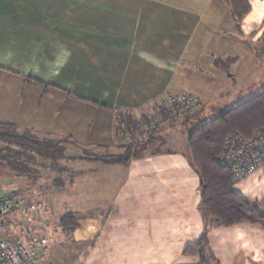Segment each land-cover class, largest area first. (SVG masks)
Instances as JSON below:
<instances>
[{
	"label": "crops",
	"instance_id": "obj_1",
	"mask_svg": "<svg viewBox=\"0 0 264 264\" xmlns=\"http://www.w3.org/2000/svg\"><path fill=\"white\" fill-rule=\"evenodd\" d=\"M248 1L252 21L240 28L225 0H0V70L58 92L72 104L59 115L60 128L97 132L86 136L84 148L110 153L98 157H118L125 147L116 141L127 118L146 124L161 113L165 97L176 93L196 97L203 109L211 98L204 81L221 78L231 65L238 69L234 52L221 47L216 59L201 60L209 72L197 75L194 62L183 72L193 55L192 40L208 33L201 28L222 24L218 36H226L232 47L248 40L253 60L247 66L253 77L264 72L251 45V36L264 32L258 30L264 27V0ZM250 25L255 27L242 29ZM179 119L156 131L127 164L71 159L62 162L64 170L50 173L43 189H31L29 194L47 195L54 214L48 256L54 249L59 254V245L72 249L71 258L60 257L56 264H200L198 256L184 251L202 236L206 264H264L261 225L204 227L200 180L187 150L197 119ZM64 140L74 143L70 136ZM253 180L244 179L234 191L264 214V166L256 174L258 185ZM66 214L76 225L69 238L59 226ZM77 231L84 235L77 237Z\"/></svg>",
	"mask_w": 264,
	"mask_h": 264
},
{
	"label": "rangeland",
	"instance_id": "obj_2",
	"mask_svg": "<svg viewBox=\"0 0 264 264\" xmlns=\"http://www.w3.org/2000/svg\"><path fill=\"white\" fill-rule=\"evenodd\" d=\"M259 0H255L257 3ZM251 12V10H250ZM250 12L242 19L241 23L239 24V27L244 24H248V21H252L249 18ZM247 17V18H246ZM263 18H260L261 22H264V14L262 16ZM243 22V23H242ZM257 25L260 26L262 24ZM214 27L208 28L210 26H206L205 29L201 28V30H208V33L205 36H196L194 40H192V47L193 52L192 56L190 54L186 58L184 63V69L183 72L189 71L186 69L188 67L189 62H194V64L197 66L194 72L198 75V71L200 74L207 73L211 69H208L204 67L201 64V60L208 59L211 55L215 56L216 59V52L218 49L223 47L227 51L234 52L235 56H237V63L239 62V66L237 65L238 69H234L233 65H231V68L225 71V73L222 75L221 78H213L210 81H204L205 86H209L207 89V95L210 94L211 98L208 100H205V108L201 109L202 103L200 102V109L199 111L194 114L193 116L187 118H180L179 120L185 121V120H195L191 127L196 129L203 124L213 120L214 118L220 116L227 110L243 103L244 101L248 100V96H252L254 92L255 94H259L264 90V72H261V75L257 77H253L254 70L249 68L247 66L248 61L251 59L253 60L252 52L248 51L249 49V41L245 40L244 43H234V47L230 46L233 45V43H228L227 37H220V29L223 30L222 24H213ZM255 26L250 25L249 27L245 28L242 27V29H253ZM261 27V26H260ZM259 27V28H260ZM249 29V30H250ZM258 30H264V27L262 26ZM257 39L254 36H251V41H254V44L251 45L255 47L254 50V61H256L258 64L260 62L264 63V52L256 51L260 50L264 47V32L259 34V36H256ZM226 41V42H225ZM225 42V43H220ZM242 45V46H241ZM248 45V47H247ZM252 47V48H253ZM248 48V49H247ZM245 49V50H244ZM190 56V58H189ZM196 56V58H195ZM257 70V68H255ZM260 70H264L261 68ZM48 73H53V69H48ZM257 71V73H259ZM34 73H36V70L34 69ZM237 73V76L235 78H231V74ZM192 74V73H191ZM194 74V73H193ZM192 74V75H193ZM53 76V75H51ZM209 79V77H205ZM204 78V79H205ZM247 84V85H246ZM247 87L244 89V87ZM43 87L46 88L45 85L31 82L30 77L20 78L13 75H10L9 73L0 70V123H12L16 124L19 129H39L35 130L36 135L39 138H51V139H64L65 136H70L71 141H74L72 145L68 144L66 146V155L68 157H75L82 155L86 152L90 154L99 153L95 155H106L110 153H101V150L99 149H91V148H84L86 145L85 138L89 139V134L91 131H88L85 133L83 132H69L63 131L60 128V124L58 121V117L63 114L67 108H69L70 105H72L69 101L62 99L63 96L58 94V92H53L52 90L44 91ZM42 98V99H41ZM162 103V102H161ZM162 105V104H161ZM88 111H91L88 108H85ZM201 110V111H200ZM71 112V111H70ZM201 113V114H200ZM60 115V116H59ZM167 112H164V116H161L162 119L167 118ZM198 117V118H197ZM85 120L86 126L88 125V120ZM143 122V121H140ZM171 124L172 122L165 121L162 126L159 128V130L164 126ZM84 122H82V126L84 127ZM72 127V126H71ZM134 129V128H132ZM193 129V130H194ZM129 131L131 129L128 128H122L119 132V136L117 138V144L121 147H128L127 144H121L120 136L123 131ZM95 135L97 136V132L91 133V136ZM142 142V141H140ZM168 145H165V147ZM126 147L124 149H126ZM135 150L133 151V154L136 152V149H138L136 146L133 148ZM125 151V150H124ZM133 156V155H132ZM36 162L38 164L35 166L31 164V167H29V171H34L36 174L34 175L33 179H26V177L22 178H15L14 174H12L6 167L5 164L0 162V193H15L17 196L21 198H29L31 200V204L33 206H39L40 204L48 205L47 202V195L42 194H33L30 191L32 188H36L37 190L43 189L45 185H48V182L50 181L49 175L44 176V174H47L49 171H47V167L45 166L46 163L43 160L37 159ZM64 164V163H62ZM10 175V176H9ZM28 178V177H27ZM37 178V179H36ZM35 179V180H34ZM51 182V181H50ZM39 188V189H38ZM45 190V189H44ZM106 195V194H103ZM107 196V195H106ZM109 196L104 198V201H108ZM42 212H37L38 216L34 215L31 218L35 220V224L37 225H45L44 230L50 235V233L56 229L55 223L52 219L54 214L51 212L49 208H45V210H41ZM30 217L24 216V217H17L15 220H13V217L11 218L12 221L8 222L7 218H4L5 225H8L10 223V227H8L9 231L12 232L14 230L17 234L22 235L26 225H28V221L30 220ZM50 217V218H49ZM56 219V218H55ZM37 221V222H36ZM32 223V221H31ZM77 237H81L84 235L82 231H77L75 234ZM49 245V243H48ZM49 249V248H48ZM47 260L50 261V263L55 264L54 260L58 259L59 254L56 253V250H52V254L49 257L48 253ZM56 255V256H55Z\"/></svg>",
	"mask_w": 264,
	"mask_h": 264
},
{
	"label": "trees",
	"instance_id": "obj_3",
	"mask_svg": "<svg viewBox=\"0 0 264 264\" xmlns=\"http://www.w3.org/2000/svg\"><path fill=\"white\" fill-rule=\"evenodd\" d=\"M225 1L229 5L232 19L239 27L242 19L251 10L250 2L248 0ZM161 112L164 113V110L162 109ZM126 122L125 125L128 129L136 128L137 122L128 118ZM262 126H264V90L194 129L188 135V157L192 169L200 180V210L205 228L216 225L229 227L241 222L259 224L264 227V214L256 206H249L234 191L232 170L221 161L226 141L230 137L248 138L254 130ZM155 135L156 132L137 144L136 147L147 145ZM67 144L68 141L64 139L39 138L31 129L21 130L16 124L0 123V162L6 165L15 178L33 179L36 172L29 171V167L31 164L36 166L37 159L45 161L46 170L49 172L44 176H47L49 173L64 170L62 162L71 159L98 160L105 164L124 165L127 164L130 157H135L139 153V150L136 149L133 154L134 147L125 146L124 154L118 157L102 158L86 152L75 156L76 158H69L66 155ZM59 226L67 238L76 228L71 214L63 216ZM206 246L205 238L202 236L196 245L187 247L184 254L196 255L199 257L200 264H206ZM48 248L49 245L46 254ZM58 248L59 259L54 260L55 264L61 259L67 261L70 256L72 257V249L69 253L65 251L67 248L65 245H59Z\"/></svg>",
	"mask_w": 264,
	"mask_h": 264
},
{
	"label": "built area",
	"instance_id": "obj_4",
	"mask_svg": "<svg viewBox=\"0 0 264 264\" xmlns=\"http://www.w3.org/2000/svg\"><path fill=\"white\" fill-rule=\"evenodd\" d=\"M162 107L168 115L165 120L161 118L164 116L161 112L146 124L138 121L136 128L121 133V144L135 147L158 131L165 121L174 122L178 118L196 114L200 102L190 94L176 93L165 97ZM221 161L231 168L234 186L251 177L258 185L256 174L264 166V126L254 130L248 138L230 137L226 141ZM30 202L29 198L24 199L14 193H0V264H52L46 259L49 235L44 230L45 225L35 224V220L30 217L31 214L32 217L38 216V211L42 212L49 206L40 204L34 207ZM19 216L30 217L22 235L14 230L10 232V223L5 225L4 221L5 217L10 222L12 217L15 220Z\"/></svg>",
	"mask_w": 264,
	"mask_h": 264
}]
</instances>
